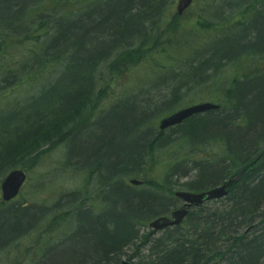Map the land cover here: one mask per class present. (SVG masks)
Wrapping results in <instances>:
<instances>
[{
    "label": "trees",
    "instance_id": "obj_1",
    "mask_svg": "<svg viewBox=\"0 0 264 264\" xmlns=\"http://www.w3.org/2000/svg\"><path fill=\"white\" fill-rule=\"evenodd\" d=\"M1 1L6 3L9 9H14L13 14L9 15L17 17L21 26V28L14 29L8 24L7 17L0 18V68L4 69L5 61L9 57L11 59L15 58L19 64L18 69L7 68L4 72L3 87H0L5 94L3 100L16 91V89L12 88L14 85L19 88L29 86V89L27 91L28 95L21 96L19 99L0 108V140L2 141L0 149V179L18 165H22L20 167L24 168L23 164L27 163L29 157L32 156L31 160L38 158V152L44 145L69 140L72 134L78 131H75V129L80 124L91 121V113L97 111L98 105L105 99L109 87V83L105 87L100 85L102 78L97 74L99 70L100 72L102 71L101 64H104L103 61L97 62V59L94 60L93 58L91 63L88 64L83 57L84 55H89L85 48L87 44L94 45L99 43L98 38L90 36V28L87 23H91L94 19V15L97 14L96 8H98L95 4L101 0L93 3L91 9L78 17L75 16V13L68 12L66 9L67 6L75 4V0H48L46 3L39 0L40 4L36 3V0H32L34 3L32 4L34 6L33 9H30L32 16L17 13L22 11V8L25 7V2L27 3L28 0ZM200 1L197 0L196 2ZM125 2L127 11L123 10L122 14L128 12L126 13L128 17L123 18L124 28L121 34L131 39L138 34L143 35L146 33L151 40L147 39V42L143 44L137 43L132 48L120 52L116 59L108 65L113 70L122 69L121 65L123 64L121 63L133 62L139 55L150 54L151 52L146 51L149 48L152 49V53L154 49L161 48L160 34L156 33L155 30L152 31V34L142 30V20L146 16L142 14H149L150 12L160 13V3L157 4L159 7H156L154 11L148 9L142 12L138 10V0H126ZM101 3L103 2L101 1ZM152 4L153 2L150 0L145 3L146 6H151ZM229 4L233 8L234 6L242 8L241 11H238V19L248 20L246 19L248 17L250 22H252L255 14H258V17L264 16V0H229ZM43 5L47 6L44 7ZM51 5L53 7L49 9ZM62 7L65 8L61 9ZM118 9L113 12H117ZM226 11L223 9L220 14H224ZM198 13L199 17L195 19L196 23L200 22L205 28V21L207 22V20L205 19L206 17L201 16L204 12L198 11ZM113 20L114 18L109 19L110 22H113ZM191 26H193L196 33L202 32L196 25L191 24ZM237 26H240V23H237ZM48 27L52 29L46 30L49 33H45L44 30ZM255 29L254 40L249 42L242 41L243 34L246 33H242L245 30L244 28L241 33L237 32L229 36H223V38L220 36L216 38V40L221 38L220 40L207 44L204 49L208 48L209 50L210 48L211 53L206 59L198 63L199 65L196 67L201 69V73L196 79L197 84H200L201 80L206 78L200 79L202 74L210 75L212 72L209 74L206 72L209 69H213L214 64H219L220 62L218 63V61L220 60L234 62L235 60H249L254 56H264V50H259L257 47L250 45L254 43L253 41L261 40L263 43L264 40V26ZM260 33L261 35L259 36ZM44 36L48 38L46 41L42 39ZM81 38H87L88 40L84 44L80 42ZM10 40L14 41V43H10ZM216 44H220L221 48H217ZM196 46L198 45L194 47ZM203 46L204 44L200 45V47ZM239 47L244 48V50L236 54L237 56L233 53H221L222 49L239 50ZM185 50L183 48L178 52V49H172L166 52L167 55L164 58L168 59L172 64H178L179 62L182 64L184 62L185 64L182 58L186 55H180ZM155 52L161 54L165 50L159 49ZM155 55H152V57L157 61V65L165 64L161 63L159 61L160 58ZM191 55L195 57L198 54L191 53ZM89 57L91 59V56ZM152 57L151 61L148 60L143 64L144 68L149 70L150 65H154ZM133 65L128 64L127 67L131 69ZM192 67L195 66L188 68L190 69L186 73L188 76L184 72L174 76L176 80L179 79V87L194 83V81L186 80L194 76L191 72ZM171 68L175 69L177 66ZM122 70L128 69L124 68ZM114 79L115 76L112 75L109 82ZM182 79H185V82H182ZM263 81V73L246 76L242 79H234L232 82L229 81L230 83L225 91H219L212 97V99H222L220 102H214L220 105L219 109L212 110L204 116L195 115L176 129L178 133H181L177 139H184L189 148L185 149L182 162L186 161L193 164V170L197 173L194 177L195 179L185 184H179L177 181L172 180L171 177L179 172L177 169L181 163L178 162L167 168L166 174L160 179L162 183L153 179L146 182L150 185L149 189H141L138 192L137 202L135 203L139 217L135 218V209L131 206V202L128 201L123 216L115 220L109 230L105 224L97 222L98 228L92 238L94 243L91 246V250H89L90 252L85 253L86 258H90L89 256L93 255L91 260H89L90 263L109 264L111 262L123 264L120 258L116 256L122 254L123 247L132 242L134 238H137L139 231L136 226L142 224L147 227L151 219L167 214L172 205L171 201L174 198V194L179 190L176 188L195 186V183L200 178H216L223 181L247 169L251 162L260 157L254 170L250 172L251 174L247 175L242 182L232 185L230 194L226 198L232 204L231 208L223 212H220L219 209L209 212L205 211L202 205L191 210L182 225L168 228L158 236H153L155 234L150 231L142 236V242L150 243L151 248L154 245L156 247L151 252L157 256L153 260L150 259L146 264H217L212 261L215 254L210 247L212 240L215 239L227 241L229 248L233 249L236 246V250L234 249L233 253L227 257L226 264H264V245L261 244V240L251 238L242 228L245 224L247 229L253 230L252 226L255 222L257 208L251 207V205L258 206L262 203L264 206V149L261 148V144L264 141V121L261 120L264 119V110L257 117V115H253L247 109V105L256 108L262 106L263 102L260 100V96L264 87ZM250 82L254 83V88L248 87ZM179 87L176 88L178 93ZM176 89L171 90V98L169 100L160 102L153 107L149 103H143L141 106L139 104L141 112L138 113L139 116L143 117V120H141L142 122L139 125H135L138 129L142 128L144 131L140 132L137 139L138 143L134 142L133 145L125 143L124 155L117 154L115 156L113 152L109 153L110 159L114 162V170L111 178L108 176L107 178H105L106 176L103 177L104 183L112 186L121 182L122 177L117 178V176L147 170L149 159L154 152V146L159 145L158 143L163 141L159 135L164 132L155 131L152 123L149 124V122L153 117L156 118L161 113L174 108L172 106L174 104L173 100L178 96H176ZM125 99L127 98H122V100L118 101L105 114V117L110 112L115 115ZM134 117L125 125H133ZM207 123L211 125L210 128H207L210 134L203 138L199 136L200 131H202L203 125ZM152 133H156V136H151L150 134ZM235 136L240 137V142L244 143L235 145L233 143L234 139H232ZM126 139L127 137L124 140L126 141ZM111 140L113 141V138ZM212 142H221V153H216V155L209 157L203 156L204 146ZM111 144L112 142L109 143V147H111ZM120 145L123 146L124 143ZM70 153L71 151L68 149L67 154L69 155ZM99 164L102 163L85 165L91 169L83 168L92 173L93 169L100 170ZM118 165L129 169L131 172L123 174L121 171H125V169H119ZM104 167L106 168L107 166ZM135 204L133 203L132 205ZM106 206L109 207L110 205L107 203ZM21 208L23 206L18 211ZM263 211L259 214L264 219ZM100 216L102 214L97 215L96 219H100ZM3 219H6V217ZM35 227L34 225L32 229ZM185 234L190 235L188 240ZM203 242L206 243V246L201 245ZM38 247L39 245L36 246V248ZM8 248H10L9 243L4 241V245L0 246V251ZM40 248L45 250V245H41ZM85 257L79 259L83 260ZM42 261L40 260V262ZM37 263L39 262H32V264Z\"/></svg>",
    "mask_w": 264,
    "mask_h": 264
},
{
    "label": "rangeland",
    "instance_id": "obj_2",
    "mask_svg": "<svg viewBox=\"0 0 264 264\" xmlns=\"http://www.w3.org/2000/svg\"><path fill=\"white\" fill-rule=\"evenodd\" d=\"M47 1L48 0H42V2L45 3ZM96 1L100 0H75V4L67 6L66 9L68 12L75 13V16L78 17L91 9L92 4ZM101 1L107 10H105L107 14L119 7L124 8L126 6L124 1ZM150 1H152L153 4L151 6H146L145 3L147 0L144 2L138 0V10L145 12V10L152 9L154 11L156 7H158L157 4L160 3V7L162 8V11H159L160 13L155 14L154 12H150L148 14L154 15L155 23L153 26L149 25L147 33L152 34V31L155 30L156 33L160 34L161 39L159 41H161V48L154 49L153 53L152 49L149 48V50L146 51L151 52L150 54L144 53L143 55H139L137 59L134 60L135 62L121 63L123 64L121 65L122 69L126 68L128 70H113L112 67H109L108 65H110L115 58L104 60V64H101L102 71L100 72L99 70L97 74L102 78L100 85L105 87L109 83V87L106 92L107 95L105 99L99 103L97 111L91 113V121L80 124L79 127L75 129V131H78L76 133L74 132L69 140H64L61 143H49L44 145L40 152H38V158L31 160V156L27 159V163L23 164L28 175L24 187L13 201L0 206V243L6 241L10 245V248L0 251V264H32L33 261H38L39 263L37 264H58V260L65 259L67 260L64 261V263L69 264L68 261H73L69 256L75 259V264H93L89 262L93 255L89 256L90 258H86L85 253L91 250V246L94 243V239L92 241V238L98 228L97 222L105 224L106 228L109 230L115 220L123 216L124 211L122 207L127 206L128 201L131 202V206L135 209V218L139 217L136 209L137 205L135 204L137 198L134 197V194H130L128 189H124L123 184H127L130 179L144 180L145 183L143 187L149 189L150 185L146 182L151 179L161 182L162 180L160 179L166 174L167 168L178 162L181 163L180 167L177 169L180 173L177 172V174H174V176L171 177L172 180L177 181L179 184H185L194 179L197 175L195 170H193L192 163L186 161L182 162L185 149H189L187 146L188 144H186L184 139H177L181 133H178L177 130L173 132V130L168 129L164 131L166 133L164 139L167 144L162 147L157 146L158 148L156 147V149L153 150L154 152L149 159L147 170H143L139 173L117 176V178L122 177L123 184H113L109 189L108 183L106 184L103 182V178L100 177L99 173H90L87 169L91 168L85 165L100 162L105 166L111 158L109 157L110 152H113L116 156L121 150L126 148L125 143L129 145H133L134 142L138 143L137 134H135V128H137L135 124L139 125L143 117L139 116V114L137 116L135 115L133 118L134 126H127L125 123L131 121V116L127 115V109L129 107L138 108V104L141 106L143 103H149V105L153 107L163 100L170 99L171 90L179 87V79L176 80L174 76H178L180 72H184L185 75L188 76V74H186L190 71L188 68L195 66L191 68V72L194 76L190 79H186L194 81V83L179 87V93L178 89H176V96H178L173 100L174 104L172 106L174 108L170 111L161 113L156 118L153 117L149 122V124L152 123V127L155 131H158V124L161 118L179 109L206 101L220 102V100H222L221 98L212 99V97L214 94L219 93V91H225L230 83L229 81L232 82L234 79H242L246 76H253L261 73L264 74V56H254L249 60L245 59L243 61L235 60L234 62H227L220 60L218 61V63L220 62L219 64H214L213 69H209L206 72L207 74L212 72L210 75L206 76L202 74L200 79L203 77L206 78L202 79L200 84H197L198 82L196 80L201 73V69L196 68L199 65L198 63L206 59L211 53L210 48L208 50V48L204 49V47L209 43L221 39L219 38L216 40L217 37L221 36L223 38V36H229L237 32L241 33L244 28L245 30L242 31V33H246L243 34L242 41L249 42L254 40V36L256 35V30L254 28L264 26V19L258 17V14H255L252 18V22H250V18L248 17H246L248 20L238 19V11H241L242 8L239 6H234L233 8V6L229 4V0H201L200 2H196L197 0H195L187 12L178 16L176 10L178 0ZM36 3L40 4V1L36 0ZM2 5H4L5 8L3 12L0 13V18H12L13 15H4L9 7L0 0V8H2ZM43 6L46 7L47 5ZM52 7V5L49 6V9ZM230 7L231 9H229ZM64 8L65 7H62L61 9ZM223 9L225 11L227 9L229 10L224 14H220ZM198 11L204 12L201 16L206 17L205 19L207 22L205 21V28L200 22L196 23L197 21L195 19L199 17ZM147 17L150 18L149 16ZM237 23H240V26H237ZM87 24L90 25V23ZM191 24L196 25L202 32L199 34L196 33ZM51 29V27H48L44 32L49 33V31L46 30ZM260 35L261 33L259 36ZM42 39L46 41L48 38L44 36ZM83 39L84 38H81L80 42L85 44L88 39ZM9 42L11 43L12 40ZM253 42L254 43L250 45L257 47L259 50H264V40L263 43L261 40ZM12 43H14V41ZM202 44H204V46L200 47ZM195 45H198L196 46L198 48L194 47ZM216 46L217 48H221L220 44H216ZM94 47H97V44L86 45L85 48L88 54H92V49H95ZM183 48L186 50L182 51L180 55H186L182 58L185 64L184 62L183 64L180 62L178 64H172V62L164 58L165 55H167L166 52L172 49H178V52H180ZM159 49H164L165 52L161 54L155 52ZM243 50L244 48L241 47H239V50L222 49L221 53H233L236 55ZM191 53L198 55L192 57ZM152 55L158 56L160 58L159 61L165 64L157 65V61ZM151 57L154 65H150V69L148 70V68H144L143 64L148 60L151 61ZM128 64L134 65L129 69L127 67ZM173 66H177V68H171ZM18 67V61H16L15 58L11 59L9 57V59L5 61L4 69L0 68V87H3L2 84L4 81L2 79L5 75V70H7V68L16 70ZM112 75L115 76V79L109 82ZM216 80H218V82H216ZM182 82H185V79H182ZM248 87L254 88L255 85L253 82H250L248 83ZM12 88L16 89V91L11 93L10 96L4 100V90L0 88V108L5 104H10L16 99H19L21 96L28 95L27 91L29 86L19 88L14 85ZM262 90L260 96V100L263 102L262 106L256 108L247 105V109L253 115H257V117L260 112L264 110V87ZM135 97H138L139 103L135 102ZM122 98L127 99L124 100L122 107L117 113L114 115L110 112L105 117V114L108 113L118 101L122 100ZM261 120L264 121V119ZM86 123H90V125L93 126H88L83 129ZM128 127H131L134 134L130 135ZM210 127L211 125L208 123L203 125L199 136L203 138L209 136L210 132L207 131V128ZM127 136L130 138H127L125 141L124 139ZM111 138H113V141ZM232 139H234L233 143L235 145L244 143L240 142V137L235 136ZM165 140L163 143H165ZM1 142L0 140V144ZM110 142H112L111 148H109ZM122 143H124L123 146L120 145ZM261 148L264 149V141L261 144ZM68 149L75 155V159L71 160V157L67 154ZM135 150L137 149L135 148ZM216 153H221V142H212L211 144L205 145L202 155L209 157L216 155ZM113 165L109 166V169L103 167L107 173L109 170L111 171V173H108L109 176L112 175V171L114 170ZM20 166L22 165H18L15 168H20ZM3 178L0 179V192ZM176 189L187 190L188 188L181 186ZM71 193L75 195V205H72L74 201L73 195H70ZM1 200L0 195V204L2 203ZM107 203L110 205L109 207L106 206ZM133 203L135 205H132ZM225 204H227L226 201L220 200L210 202L206 205L205 211L213 212L214 210L223 208ZM22 206H27L34 210L27 211L26 208L23 207L18 211ZM26 214L31 218V220L28 219L29 222L24 220L23 216ZM99 214H102V216H100L101 218L96 219V216ZM4 217H6V219H3ZM34 225L36 227L32 229ZM136 229L139 230L137 238H134L132 242H129L127 246L123 247V253H125L119 258L121 261H126L127 263L142 264V261L148 257L149 251H147V246L144 248V251L141 250L142 256L140 258H131L127 255L134 252V243H142V236L150 232V227L149 225L144 227L142 224H138ZM37 245H39L38 248H36ZM41 245H45V250L40 248ZM58 248H66L64 256L60 253V249L59 252H55ZM42 255L45 256L43 261L40 262L38 258ZM83 257H85L83 260L79 259ZM31 260L32 262L29 263Z\"/></svg>",
    "mask_w": 264,
    "mask_h": 264
},
{
    "label": "bare ground",
    "instance_id": "obj_3",
    "mask_svg": "<svg viewBox=\"0 0 264 264\" xmlns=\"http://www.w3.org/2000/svg\"><path fill=\"white\" fill-rule=\"evenodd\" d=\"M125 1L126 0H124V2ZM118 2H120V1L118 0ZM118 2H116V3H118ZM138 3L139 2H137V4ZM32 4H33L32 0H28L27 3L25 2V7L22 8V11H19L17 13L20 14V15L32 16L31 15L32 12L30 10V9H33V7H34ZM95 5H96V7H98V8H96L97 9L96 10L97 14L94 15L95 17H94V19L92 20V22L89 25V28H90L89 30H90V36H92V37L94 36V38L95 37L97 38V36H98L99 43L97 44V47H94L95 49H92V54L89 53L88 56L87 55L83 56L86 59L85 60L86 63L90 64L91 61L93 60V58H95L94 60L97 59V62H102V61L107 60V59H114V58L116 59V57L118 56V54L120 52L126 51V50L132 48L137 43L143 44V43L147 42V39L151 40V39H149V36H147L146 33L143 34V35L138 34V35L132 37L131 39H129V38H127V37H125V36H123L121 34V31L124 28V25H123L124 19L123 18L128 17V14H126L128 12H126L125 14H122L123 10L127 11L126 7H124V8L119 7L117 12L114 13V12L110 11L107 14V13H105L106 8L103 6L104 5L103 3L97 2ZM1 7L2 8H0V13H2L3 9L5 8L4 5H2ZM128 11H129V9H128ZM160 11H162L161 7H160ZM263 11H264V9H263ZM13 12H14V9H9L8 8L4 15L13 14ZM142 15H147V16L150 17V18H148L146 16L142 20L143 21L142 22V30L143 31L145 30V32H147L149 30V25H151V26L154 25L155 17H154V15H148V14H142ZM96 17H98V18H96ZM110 18H114L113 22H111V23L109 22ZM261 18L264 19V16L261 17ZM6 20H7L8 24L12 28H14V29L21 28V26L19 24L20 23L19 20L14 15L10 19L6 18ZM147 22H148V24H147ZM29 23H30V20H29ZM258 28H260V27H258ZM136 41H138V42H136ZM89 56H91V59H90ZM135 99H136L135 102L139 103L138 97L137 98L135 97ZM167 100H169V99H167ZM163 101H166V100H163ZM163 101H161V102H163ZM210 111H212V110H208V111H205L203 113H196V114L188 117L187 119H185L183 122H185L186 120L192 118L195 115H203L204 116L206 113H208ZM138 112H141L140 109H139V104H138V108L129 107L127 109V115L131 116V118L133 116H135V115H138L139 114ZM165 117H167V116H165ZM165 117H163V118H165ZM163 118H161V120ZM161 120L159 121V124H158V128H159L160 131H167V129H168V130H173V132H174L183 123L182 122L181 124L179 123V124L173 125V126L167 128V129H161L160 128ZM88 126H93V125H90V123H87L85 126H83V129L88 127ZM132 126H134V125H132ZM128 131L130 132V135L134 134L132 132L131 127H128ZM143 131L144 130L142 128L141 129L135 128V134H137L136 135L137 139L139 137L140 132H143ZM158 134H160V133H158ZM150 135L151 136H156V133H152ZM129 136H127L128 139L130 138ZM165 136H166L165 132H163V133H161V135H159L161 140L163 139L162 142L158 143L161 147L167 144L166 140L164 139ZM167 136H169V135H167ZM164 140H165V143H163ZM1 145H2V143L0 144V149H1ZM159 145H155L154 149H156L157 146L159 147ZM109 148H111V147H109ZM3 149H4V147H3ZM119 153L124 155V150H121ZM69 156L71 157V160L75 159V155H73L72 153H70ZM112 165H113V161L111 159H109L107 165H105V166L109 167V166H112ZM99 167H100V170L99 169H93L92 174L93 173H99L100 177H102V178L105 177V176H106L105 178H107V176L109 178H111V175L110 176L108 175L110 170L107 173V171H105L103 169V167H104L103 164H99ZM23 169H25V168H23ZM119 169H125V171H121L123 174H128V173L131 172L129 169L123 168V166H119ZM253 170H254V168L252 170H250V166H249L247 169L241 171L237 175H235L233 177H230V178H227V179H225L223 181H220V180H218L216 178H202V179L200 178V180L199 181L197 180V182L195 183L196 184L195 186H192V187L184 186V187L188 188L186 191H190L192 193H204V192L219 188V187L223 186L226 182L231 181V183L229 185H227V187H226V189H228V194L225 197H223L221 199L219 198V199L206 201L204 204H202L204 206V209H205L206 205L209 204L210 202L219 201V200L220 201H226L227 204H225L223 208H221V209L219 208V211L223 212L226 209H229V208L232 207V204H230V201L226 199L229 196V194H230V190L232 189V185L234 183L242 182V180H244L245 177H247V175L251 174L250 172H252ZM244 172H247V173L244 174ZM27 177H28V175H27ZM27 177H26V179H27ZM131 180L132 179H130L127 184L126 183L123 184V181L121 180L120 184H123L124 189H128L130 191V194H134V197L137 198L138 197V192H140L141 189L145 188V187H143L144 182H141V184H134V183L131 182ZM190 181H192V180H190ZM108 185H109V189H110L111 185L110 184H108ZM145 189H147V188H145ZM181 190H184V189H181ZM74 196H73V201L75 200ZM106 198H107V196H106ZM135 201L137 202V200H135ZM171 203H172V205L170 207V210L165 215H171V213L174 210L179 209L181 207H185L184 201L180 197H178L176 195L172 199ZM72 205H75V201H74V203H72ZM202 205H200V206L191 205V207L189 206V212L191 210L195 209V208L201 207ZM23 207L26 208L27 211L34 210L33 208H29L27 206H23ZM251 207H256L257 208V214H256V217H255V222H254V224L252 226L253 230L247 229V226L244 224L242 226V228H244L243 231H245V233L247 235H249L251 238L261 240V244L264 245V219L260 215L261 211L264 210V206L261 203L258 206L251 205ZM125 208H126V206L122 207L123 211L125 210ZM39 216H41V215H39ZM23 217H24L25 221L27 220L29 222L28 219L31 220L30 216L27 215V214L24 215ZM177 226H180V225L169 226V227H166V228H164L162 230H154L153 228H150V231L153 232V234H155V235H160L166 229L175 228ZM185 236H186L187 240L190 238V235H186L185 234ZM3 245H4V242L0 243V246H3ZM149 245H150V243H143V242L141 244L136 243V244H134V252L130 253V255H127V254L126 255L130 256L132 258H140L142 256L141 250L144 251V248L147 246L148 250L147 249L146 250L149 251V253H148V257L149 258L144 255L146 257V259H144L142 261V264L143 263L146 264V262H149L150 259L153 260L154 257L157 256L155 253L151 252L152 249H156L155 245L152 248L149 247ZM201 245L206 246V243L203 242V243H201ZM210 247H211V249H213L214 254H215V257H213L212 261L217 263V264H226L227 263L226 262L227 257H229L231 255V253H233L234 249L236 250V248H235L236 246L233 249L229 248V243L227 241L222 240V239L212 240ZM59 251L64 256V253L66 252V248H58L55 252H59ZM55 252H54V254H55ZM124 253H122V254H124ZM122 254L117 255L116 257L119 258ZM69 258H72V260H73V261H68L69 264H75V259L72 256H69ZM66 260L67 259L58 260V264H65L64 261H66ZM122 263L131 264V263H127L126 261H122ZM109 264H114V263L110 262Z\"/></svg>",
    "mask_w": 264,
    "mask_h": 264
},
{
    "label": "water",
    "instance_id": "obj_4",
    "mask_svg": "<svg viewBox=\"0 0 264 264\" xmlns=\"http://www.w3.org/2000/svg\"><path fill=\"white\" fill-rule=\"evenodd\" d=\"M193 0H179L177 5L178 14H182L191 4ZM219 105L214 104L212 102H204L196 105H192L181 110H178L169 116L163 118L160 122L161 129H167L173 125L181 124L188 117L196 114L203 113L208 110L217 109ZM260 157H257L253 162L250 163V170L255 168ZM242 174V173H241ZM27 174L24 169L17 168L12 170L2 181L1 190L2 197L4 201H9L13 199L20 191L26 180ZM132 183L141 184V181L137 179H132ZM231 181L226 182L223 186L204 192V193H192L186 190H179L176 192V196L180 197L185 204V207H181L179 209L174 210L171 213V217L169 216H160L154 219L150 223V227L154 230H162L169 226H176L182 224V222L186 219L189 213V206H200L204 204L206 201L221 199L228 194V189H226L227 185H229Z\"/></svg>",
    "mask_w": 264,
    "mask_h": 264
},
{
    "label": "flooded vegetation",
    "instance_id": "obj_5",
    "mask_svg": "<svg viewBox=\"0 0 264 264\" xmlns=\"http://www.w3.org/2000/svg\"><path fill=\"white\" fill-rule=\"evenodd\" d=\"M180 202V201H179ZM182 203V202H181Z\"/></svg>",
    "mask_w": 264,
    "mask_h": 264
}]
</instances>
